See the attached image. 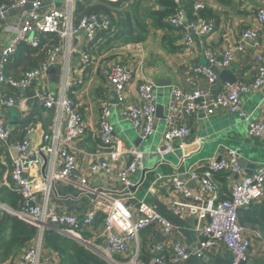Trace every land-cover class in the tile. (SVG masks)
Here are the masks:
<instances>
[{
    "label": "built area",
    "instance_id": "built-area-1",
    "mask_svg": "<svg viewBox=\"0 0 264 264\" xmlns=\"http://www.w3.org/2000/svg\"><path fill=\"white\" fill-rule=\"evenodd\" d=\"M43 1L45 0H32L33 11L16 25L6 23L8 13L12 9L25 6L27 1L15 0L12 3L0 4V32L9 31L12 34L9 43L1 52L0 85L2 86L20 88L28 86L33 79L42 81L48 68L57 60L60 47L56 45L50 46L43 62L38 67L25 71L21 79L7 77L5 69L21 46L37 47L43 33H56L63 45L70 44L71 37L84 32V41L94 48L102 41L99 37L102 29L113 30L110 18L104 14L87 15L74 23V0H62L65 5L53 6L46 14L40 15L36 9ZM174 1L178 5V11L171 15L167 22L175 31L182 33L181 49L186 51L193 46L196 38H206L216 33L215 24L200 15V11L206 6L204 3H193L191 15L195 17L190 19V13L184 7L183 1ZM256 21L258 27L242 31L240 37L242 42L253 40L259 45L260 27H264V6L258 8ZM240 50L241 47L237 45L233 49H224L221 52L207 47L204 52L207 63L195 64L189 69L195 75L205 78L209 88L186 90L174 86L171 89L159 146L160 159L165 160L163 158L165 154L174 152L178 148L175 145L176 141L182 142L189 138L192 134L190 119L198 114L211 117L220 110L227 111L247 124L250 135L257 138L264 137V119L260 121L251 119V114L244 108L247 96L257 94L264 89V51L254 52L252 55L256 65L252 80L226 83L218 88L216 71L231 67L234 51ZM80 59L85 66L93 63L92 56L84 47L80 51ZM106 76L117 95V110L130 122L142 141L154 137L159 121L156 83L154 81L140 83L137 88V101H133L128 95L135 79V72L130 65L121 61L114 62ZM70 86L71 84L64 78L59 94L42 86L37 90V99L45 108L57 106L58 109V124L44 133L39 148V153L43 152L48 161L47 174L44 178L28 174L30 168L37 163V160H32L34 153L31 148L35 125H26L27 128L22 130L23 136L18 141L13 140L14 129H7L4 126L2 114L5 109H22L20 95L0 92V151L3 153L4 163L10 162L13 191L20 196L19 208L0 201V211H7L33 224L39 231L37 240L23 250L16 264H39L43 234L48 229L59 231L65 236L79 240L78 242H83V232L95 227L99 214H103L101 227L105 234V249L100 253L108 255L110 264L184 263L190 254L181 240L173 238L174 224L161 216L151 205L142 201L133 212L129 203L125 199L113 196L111 190L92 189L88 177H74V171L78 166L77 143L88 134L89 126L74 100L69 96ZM99 102L100 119L96 136L100 149L90 154L89 172L92 176L114 173L126 189H129L133 184L134 176L146 167L143 152L139 148L129 149L127 152L131 154L132 162L123 169L114 170L113 162L118 161L125 153L115 148L116 134L112 122L115 104L110 102L106 94L101 95ZM201 140V138L197 139L198 142ZM182 146L180 143L179 148ZM187 158L183 154L180 162L185 164ZM25 161H28L27 165ZM200 169L202 170L199 171ZM220 173L240 175V181L234 180L232 183L229 199H219L215 177ZM184 174L189 180L198 182V189L194 191L185 180L177 176L171 180L175 192L184 199H178L173 204L175 213L186 211L203 223L204 239L201 240L203 248L213 249L217 245H222L233 254L231 264L247 262L255 238L251 234L253 230L240 222L239 214L241 209H246L264 199V164L257 166L251 174H248L241 165L239 152L234 148H228L227 151H220L219 155L208 158L203 167ZM59 182L75 185L82 192L92 195V207L80 214L53 208L50 194ZM152 227L161 230L170 240L150 243L147 247L150 260L144 263L139 260V237L143 230ZM134 244L135 251L132 252ZM261 246V250L264 251V242Z\"/></svg>",
    "mask_w": 264,
    "mask_h": 264
},
{
    "label": "crops",
    "instance_id": "crops-1",
    "mask_svg": "<svg viewBox=\"0 0 264 264\" xmlns=\"http://www.w3.org/2000/svg\"><path fill=\"white\" fill-rule=\"evenodd\" d=\"M14 1L6 0L7 3ZM26 1L25 6L9 11L6 19L7 24H19L22 18L33 11L32 0ZM88 1L90 0L73 1L74 23L87 16L83 15L76 19L78 6L83 3L84 8H87L89 5H86V2ZM96 1L91 0V4L93 5ZM188 2H202L206 5L204 14L215 24V34L206 38H196L193 46L184 51L181 49L182 33L175 31L167 22V17L164 21L166 25L163 28L156 26L151 19L154 11L168 12L170 10L168 0H128L124 2L125 5L129 3L136 5L135 14L147 24L148 34L146 39L127 44H122L116 40L106 44V40H102L94 48H91L84 41V32L71 37L70 44L62 45V41L59 39V43L56 45L60 47L57 60L48 68L42 81H40L41 83L38 79H33L26 87L16 88L10 85H0V92L19 94L22 100V109L7 108L2 114V118L7 129H13L21 124L35 125L31 148L34 153L32 157L36 158L37 163L30 168L28 174L33 177L44 178L47 174V167L43 170L44 158L39 154V148L44 133L55 128L58 124V109L57 106L45 108L37 99V90L42 86L59 94L61 83L66 78L71 84L69 96L74 100L75 105L85 117L89 126L88 134L77 143L78 166L74 171V177H88L92 189L111 190L113 196L125 199L133 212L142 201L151 205L161 216L174 224L173 238L181 240L187 248L190 255L188 260L182 264H231L233 254L224 246L217 245L213 249H206L201 246V240L204 239L202 233L203 223H200L194 215H190L186 211L179 214L175 213L172 208L173 204L178 199H184L179 193L175 192L171 180L175 176L178 178L185 177L184 180L188 183V186L195 191L198 189V182L189 180V177L184 173L203 167L208 158L219 155L220 151L225 152L228 148H234L239 152L241 165L245 168L246 173L251 174L257 166L264 164V137L257 138L250 135L247 124L227 111L220 110L218 114L211 117L198 114L190 119L192 134L189 138L182 142H175L178 148L174 152H183L188 157L185 160L186 163H174L173 160L157 159V156L160 158L159 146L165 117L159 118L157 133L154 137L141 140L142 142L137 144L140 136L131 127L130 122L117 110L118 104L115 101L116 99L113 98L115 95L113 85L106 76L114 62L121 61L130 65L135 72V79L128 95L133 101H137V88L143 81H154L156 86L162 79L171 81L169 86L156 87L159 105L162 104L166 107L170 91L174 86H180L186 90L209 88L205 78L195 75L189 69L192 65L207 63L204 55L207 47H212L214 50L221 52L224 49H233L237 45L241 47V50L234 51L233 63L226 70L235 75L237 81L247 82L252 80L256 69L252 55L254 52L264 51V27H260L259 45L253 40L242 42L240 37L243 30L258 27L256 12L258 8L264 6V0H188ZM63 5L65 4L62 0H45L36 11L40 15H44L53 6L62 7ZM11 37L12 34L9 31L0 32V59L2 49L9 43ZM82 47L87 48V52L92 56L93 63L89 66L83 65L81 62L80 51ZM222 71H216L218 76ZM5 74L10 78L14 76L7 73L6 69ZM224 84L226 83L218 79L219 89ZM103 94L108 95L111 103H115L112 115L116 134L115 148L125 152L121 156L122 158L113 162L114 170L123 169L132 162V156L127 152L129 149L139 148L143 152V161L146 167L134 176L133 184L129 189H126L114 173L92 176L89 172L90 154L100 149L96 129L100 119L99 99ZM244 108L251 114V119L257 121L264 119V89L257 94L247 96L244 101ZM199 138L202 139L201 142L197 141ZM13 140H15L14 137ZM146 141L150 143H147L148 147L142 149V144ZM180 143L183 145L182 148H179ZM4 162L3 153L0 151V199L6 203L12 201L11 197L14 196L15 192L10 177V162L7 164ZM234 180L240 181V175L232 176L229 173H224L215 177L219 199L231 197ZM50 199L53 208L62 211H74L80 214L92 207L93 196L82 192L75 185L59 182L52 189ZM6 204L9 205L10 203ZM2 213L0 211V215ZM240 216L245 221L244 225L253 230L251 234L255 238L249 260L245 263L264 264V251L261 250V243L264 242L262 241V238H264V221L258 222L264 220V199L243 209L242 214H239V220ZM101 225V221L97 219L92 230L83 232L84 241L80 243L98 254L100 258L102 257L103 259H101L107 264H110L108 255L100 253V251L104 252L105 249V234ZM53 231L63 235L59 231ZM168 237L155 227L143 230L139 237V260L148 263L150 260L147 252L148 245L152 242H169ZM75 241L78 242L79 240ZM134 251L135 244L132 249V252ZM22 252L23 248L8 258L0 256V264H16V260ZM60 263L58 254L50 248L42 246L39 264Z\"/></svg>",
    "mask_w": 264,
    "mask_h": 264
},
{
    "label": "trees",
    "instance_id": "trees-1",
    "mask_svg": "<svg viewBox=\"0 0 264 264\" xmlns=\"http://www.w3.org/2000/svg\"><path fill=\"white\" fill-rule=\"evenodd\" d=\"M127 1L128 0H97L95 3L92 2V5L90 0L86 2V5H89L87 8H84L85 5H83V3L81 6H78L76 19L83 15L104 14L110 18L112 24L111 28H113V30L110 31L102 29L99 33V37L102 40H106V44L108 42L110 43L112 40L120 41L122 44L140 42L147 37V24L135 14L136 5L130 3L125 5L124 2ZM182 1L184 7L190 13V19H193L195 16L191 15V13H193L192 6L194 2L189 3L188 0ZM168 2L171 7L168 12L154 11L152 13L151 19L158 27L163 28L166 25L164 23L165 18L167 17L168 19L178 11V5L174 0H168ZM3 3H6V0H0V4ZM205 10L206 6L200 11V15L208 18L204 14ZM40 39V44L37 47L23 45L18 49L17 53L6 65L7 73L14 75L11 77L21 79L20 77H22L25 71L38 67V65L46 58V53L49 47L52 45H58L59 43V36L56 33H43ZM25 128H27L26 124H21L13 128V137L15 141H18V139L21 140L23 136L22 130ZM11 198L12 201H8L10 203L9 205L14 208H19L20 196L15 193ZM0 201L5 203L2 199H0ZM242 212L243 209L240 210V214H242ZM102 219L103 214H99L98 221H102ZM261 221L264 220L258 222ZM240 222L242 224L245 223L241 216ZM38 232V228L33 224L4 211L0 215V256L8 258L14 255L19 249L23 248L24 250L29 244L37 240ZM262 241H264V238H262ZM42 246L50 248L54 253L58 254L60 256V264H107V262L102 260V257L101 259L98 254L87 248L85 245L67 238L51 229L45 230L42 239Z\"/></svg>",
    "mask_w": 264,
    "mask_h": 264
},
{
    "label": "water",
    "instance_id": "water-1",
    "mask_svg": "<svg viewBox=\"0 0 264 264\" xmlns=\"http://www.w3.org/2000/svg\"><path fill=\"white\" fill-rule=\"evenodd\" d=\"M98 20H99V22L101 23L100 19H98ZM218 79H219V81H221V82H225V83H228V84H233V83H235V82L237 81L236 76L233 75V74H231V73H229V72H227V70H223V71L219 74ZM169 85H171V81L166 80V79H162V80L159 81V83L157 84V86H159V87H164V86H169ZM114 94H115V95L113 96V98L116 99L115 101H116V103L118 104L117 95H116V93H114ZM114 104H115V103H114ZM165 108H166V107H165L164 105H162V104L158 106V108H157V116H158L159 118H164V117H165ZM204 127H205V126H204ZM204 127H203V128H204ZM141 140H142V139L140 138L139 141H137V144H138L139 142H142ZM39 154L44 158L43 170H45L46 167H47V162H48V161H47V157H46V155H45L43 152H40ZM182 155H183V152H177V153H176V152H171V153H167V154H165V155L163 156V158H164L165 160H167V161L173 160L174 163H178V162H180V159H181ZM32 159H33V157H32ZM25 163H26V165H27L28 161H25ZM144 165L146 166L145 162H144ZM145 172H146V171H145ZM180 179L184 180L185 177H180ZM243 264H247V263H243Z\"/></svg>",
    "mask_w": 264,
    "mask_h": 264
},
{
    "label": "rangeland",
    "instance_id": "rangeland-1",
    "mask_svg": "<svg viewBox=\"0 0 264 264\" xmlns=\"http://www.w3.org/2000/svg\"><path fill=\"white\" fill-rule=\"evenodd\" d=\"M147 143H150V142H149V141H146V142H144V143L142 144V149H145L146 147H148ZM157 159H160V158L157 156ZM32 160H36V158L33 157ZM18 258H19V257H18ZM17 260H18V259H17ZM17 260H16V261H17Z\"/></svg>",
    "mask_w": 264,
    "mask_h": 264
}]
</instances>
